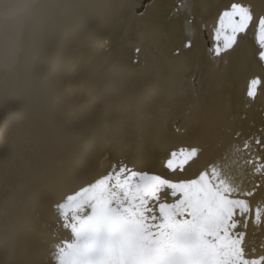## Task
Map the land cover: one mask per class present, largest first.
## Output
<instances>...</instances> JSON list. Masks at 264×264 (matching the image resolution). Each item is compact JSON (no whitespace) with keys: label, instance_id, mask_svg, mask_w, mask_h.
Instances as JSON below:
<instances>
[{"label":"bare ground","instance_id":"6f19581e","mask_svg":"<svg viewBox=\"0 0 264 264\" xmlns=\"http://www.w3.org/2000/svg\"><path fill=\"white\" fill-rule=\"evenodd\" d=\"M233 2L0 0V264H50L53 237L70 234L53 205L121 162L192 179L249 140L237 167L264 200L244 163L264 157V95L246 96L264 60L254 23L224 48ZM244 3L264 15V0ZM190 146L183 172L166 168ZM242 230L259 255L264 223Z\"/></svg>","mask_w":264,"mask_h":264},{"label":"snow or ice","instance_id":"6c2138e0","mask_svg":"<svg viewBox=\"0 0 264 264\" xmlns=\"http://www.w3.org/2000/svg\"><path fill=\"white\" fill-rule=\"evenodd\" d=\"M226 22L230 35L224 48L254 23L264 60V15L257 17L251 5L234 0L218 18L220 27ZM213 51L219 55L221 48ZM258 93L264 95L259 76L246 85L249 99ZM252 143L245 140L231 158L226 154L192 179L173 181L123 162L113 165L107 174L53 205L58 228L70 234L53 237L50 264H264V246L257 255L242 230L249 221L264 223V200L253 204L256 186L246 189L237 167V154L251 151ZM200 151L195 146L181 148L170 153L165 166L183 172ZM244 163L264 176V157Z\"/></svg>","mask_w":264,"mask_h":264}]
</instances>
